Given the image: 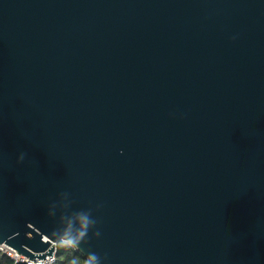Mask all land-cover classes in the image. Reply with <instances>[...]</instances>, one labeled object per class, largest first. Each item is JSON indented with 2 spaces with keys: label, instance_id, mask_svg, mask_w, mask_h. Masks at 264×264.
<instances>
[{
  "label": "water",
  "instance_id": "95a60500",
  "mask_svg": "<svg viewBox=\"0 0 264 264\" xmlns=\"http://www.w3.org/2000/svg\"><path fill=\"white\" fill-rule=\"evenodd\" d=\"M65 192L102 264H264V0H0V245Z\"/></svg>",
  "mask_w": 264,
  "mask_h": 264
},
{
  "label": "clouds",
  "instance_id": "9594fccd",
  "mask_svg": "<svg viewBox=\"0 0 264 264\" xmlns=\"http://www.w3.org/2000/svg\"><path fill=\"white\" fill-rule=\"evenodd\" d=\"M24 159L25 153L21 152L17 157V162H22ZM99 207L101 205L97 204L96 208ZM48 216L53 219L55 225L50 235L64 247L82 251L81 245L88 243L90 233L93 237L100 236V232L96 230L98 221L93 217V209L71 210L66 192L61 193L59 200L48 206ZM83 264H102V258L94 252H84Z\"/></svg>",
  "mask_w": 264,
  "mask_h": 264
},
{
  "label": "trees",
  "instance_id": "16d2710c",
  "mask_svg": "<svg viewBox=\"0 0 264 264\" xmlns=\"http://www.w3.org/2000/svg\"><path fill=\"white\" fill-rule=\"evenodd\" d=\"M0 264H22L15 262L12 258L0 251ZM54 264H83V256L75 252L73 248L56 244V255Z\"/></svg>",
  "mask_w": 264,
  "mask_h": 264
},
{
  "label": "built area",
  "instance_id": "2783aa9c",
  "mask_svg": "<svg viewBox=\"0 0 264 264\" xmlns=\"http://www.w3.org/2000/svg\"><path fill=\"white\" fill-rule=\"evenodd\" d=\"M0 251L6 254L7 256H9L10 258H12L15 262H19L22 264H54L55 255H56V249H55V251L52 254V257H49L48 255L45 257L46 259L43 260H30L24 256L17 254L15 250L4 244L0 245Z\"/></svg>",
  "mask_w": 264,
  "mask_h": 264
}]
</instances>
